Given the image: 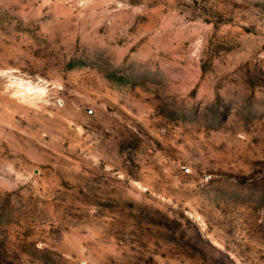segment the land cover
<instances>
[{
    "label": "rangeland",
    "instance_id": "rangeland-1",
    "mask_svg": "<svg viewBox=\"0 0 264 264\" xmlns=\"http://www.w3.org/2000/svg\"><path fill=\"white\" fill-rule=\"evenodd\" d=\"M0 264H264V0H0Z\"/></svg>",
    "mask_w": 264,
    "mask_h": 264
}]
</instances>
